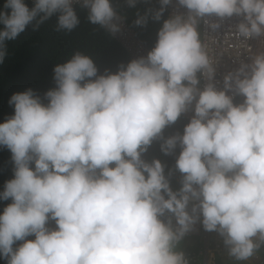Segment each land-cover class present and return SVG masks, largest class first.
<instances>
[{
  "label": "clouds",
  "instance_id": "clouds-1",
  "mask_svg": "<svg viewBox=\"0 0 264 264\" xmlns=\"http://www.w3.org/2000/svg\"><path fill=\"white\" fill-rule=\"evenodd\" d=\"M77 7L130 62L100 74L76 51L54 66L55 87L43 98L31 88L9 98L0 147L13 169L0 191V202L10 201L0 213V261L264 264L255 253L264 245V52L235 64L236 35L214 41L232 24L239 38L264 37V0H159L133 21L161 23L151 50L114 0H4L0 65L9 42L54 16V31L72 33ZM123 23L127 46L113 37ZM180 117L183 134L160 145L165 156L180 148L173 190L161 160L142 156ZM185 238L200 241L181 250Z\"/></svg>",
  "mask_w": 264,
  "mask_h": 264
},
{
  "label": "trees",
  "instance_id": "trees-1",
  "mask_svg": "<svg viewBox=\"0 0 264 264\" xmlns=\"http://www.w3.org/2000/svg\"><path fill=\"white\" fill-rule=\"evenodd\" d=\"M3 3L4 0H0V7ZM114 4L118 13L133 29L137 39L151 50L156 43L161 23L149 19L146 26L137 27L133 21L137 18V13L143 15L149 8L158 9L159 0H137L135 8H128L126 0H114ZM76 10L80 25L72 33L54 31L56 24L54 16L42 25L39 31L33 32L29 28L17 40L8 43L9 55L0 65V123L13 114V108L8 104L12 94L31 88L43 98L47 90L55 87L54 66L69 59L76 51L90 55L100 74L105 70L115 73L120 65L130 62L126 51L118 42L114 41L105 30L88 23L86 10H81L79 7ZM166 18L165 12L164 19ZM186 124V121L180 117L175 124L166 126L162 137L155 139L148 152L142 156V159L149 163L153 159L161 160L165 166V174L171 173L169 179L173 190H178L181 186L182 175L175 169L180 148L177 146L173 154L165 156L160 151V145L167 137L182 135ZM12 169L11 153L6 148L0 147V191L3 190L5 181L12 178ZM177 178L180 179L179 182ZM7 203L10 201L0 202V213ZM50 226L54 227V223ZM255 253L264 258V245ZM0 264L4 262L0 261Z\"/></svg>",
  "mask_w": 264,
  "mask_h": 264
},
{
  "label": "built area",
  "instance_id": "built-area-1",
  "mask_svg": "<svg viewBox=\"0 0 264 264\" xmlns=\"http://www.w3.org/2000/svg\"><path fill=\"white\" fill-rule=\"evenodd\" d=\"M28 2L31 3V0H28ZM180 9H181L180 12H182L183 14H186V12H187L186 9H184L182 7H180ZM232 19L234 21H236V24H238L240 22L239 19H236L234 17H232ZM226 21L229 22V18H227ZM234 26L235 25L232 24V27L228 28V32H226L224 30L219 31V32L217 31L216 32L217 36L214 37V41L216 43H220V44L225 45V44H227V41H229V43H230L233 40L234 35H236L237 39L232 44H230L231 46L236 44L234 47V53L236 52V54H232V58L234 59L235 64H238L239 61H241L240 56H243L245 58H249L250 56H254L260 52H264V37H256V38H253L252 40H244L242 37L241 38L238 37V34L236 33ZM204 33L206 35L209 33L212 34V32L209 29H206L204 31ZM129 34H130V32L128 31V29L125 27V25L123 23L121 31L119 33H116L115 35H113V37L116 38L118 41H120L123 45L127 46L131 43ZM247 44H249V46ZM242 45H246L247 47L252 48V50H250L249 53L247 52V54H245L244 51L237 52L238 50H243ZM238 46L241 47V49H237ZM224 76L225 75L223 73H221V74L217 73L216 74L214 83L216 84L217 89H219V87H221L223 85V77ZM205 83H206V81H205Z\"/></svg>",
  "mask_w": 264,
  "mask_h": 264
},
{
  "label": "rangeland",
  "instance_id": "rangeland-1",
  "mask_svg": "<svg viewBox=\"0 0 264 264\" xmlns=\"http://www.w3.org/2000/svg\"><path fill=\"white\" fill-rule=\"evenodd\" d=\"M200 241V239H197V238H185L181 243H180V248H181V250L182 249H184L187 245H188V243H190V242H199Z\"/></svg>",
  "mask_w": 264,
  "mask_h": 264
},
{
  "label": "bare ground",
  "instance_id": "bare-ground-1",
  "mask_svg": "<svg viewBox=\"0 0 264 264\" xmlns=\"http://www.w3.org/2000/svg\"><path fill=\"white\" fill-rule=\"evenodd\" d=\"M251 40H252V39H251ZM247 45L249 46V44H247ZM253 47H254V46H253ZM242 48H243V50H241V51H244L245 54H247V52L249 53L250 50H252V48L247 47L246 45H242Z\"/></svg>",
  "mask_w": 264,
  "mask_h": 264
}]
</instances>
